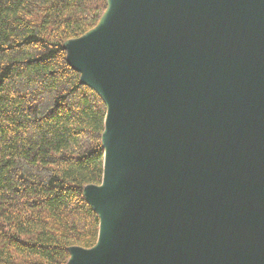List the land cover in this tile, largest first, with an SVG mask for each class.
<instances>
[{
	"label": "water",
	"instance_id": "water-1",
	"mask_svg": "<svg viewBox=\"0 0 264 264\" xmlns=\"http://www.w3.org/2000/svg\"><path fill=\"white\" fill-rule=\"evenodd\" d=\"M105 1L63 43L106 110L67 264H264V0Z\"/></svg>",
	"mask_w": 264,
	"mask_h": 264
},
{
	"label": "trees",
	"instance_id": "trees-1",
	"mask_svg": "<svg viewBox=\"0 0 264 264\" xmlns=\"http://www.w3.org/2000/svg\"><path fill=\"white\" fill-rule=\"evenodd\" d=\"M105 0H0V264H67L96 242L83 188L101 182L102 99L63 43L94 27Z\"/></svg>",
	"mask_w": 264,
	"mask_h": 264
}]
</instances>
